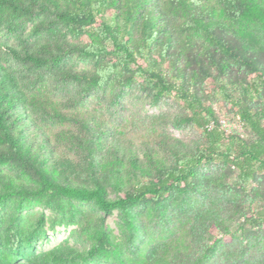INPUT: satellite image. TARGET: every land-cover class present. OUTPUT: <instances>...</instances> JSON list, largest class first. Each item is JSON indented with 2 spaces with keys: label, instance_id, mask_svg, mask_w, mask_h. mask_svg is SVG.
<instances>
[{
  "label": "trees",
  "instance_id": "1",
  "mask_svg": "<svg viewBox=\"0 0 264 264\" xmlns=\"http://www.w3.org/2000/svg\"><path fill=\"white\" fill-rule=\"evenodd\" d=\"M25 23L38 39L32 47L21 35ZM55 31L86 40H49ZM0 32L18 42L0 41V207L10 201L16 212L37 205L60 211L90 203L104 214L117 211L132 236L141 228L136 207L159 206L175 193L201 194L211 184L222 196L239 197L238 209L198 214L187 234L264 226V105L256 102L258 95L264 99V0H0ZM73 54L94 65L62 70ZM5 57L31 72L58 70L59 83L73 85L72 107H63L40 76L32 74L26 87L16 69L2 63ZM208 79L242 132L225 131L203 104L211 98L202 88ZM132 87L156 105L167 97L180 102L185 113L175 122L196 126L201 142L189 149L156 135L161 150L145 143L138 158L131 141L84 107L108 88L106 109H120ZM211 165L225 172L210 182L199 175ZM105 183L115 198L107 197ZM66 218L74 222V211ZM85 234L83 253L55 246L34 254L19 230L4 229L0 264H62L68 257L125 264L102 224ZM181 238L131 264H205L208 253H188L191 243Z\"/></svg>",
  "mask_w": 264,
  "mask_h": 264
},
{
  "label": "rangeland",
  "instance_id": "2",
  "mask_svg": "<svg viewBox=\"0 0 264 264\" xmlns=\"http://www.w3.org/2000/svg\"><path fill=\"white\" fill-rule=\"evenodd\" d=\"M30 28L31 23H25L21 35L25 43L32 47L38 43V39L32 35ZM47 38L49 40L59 39L68 43H79L86 40L85 37L76 39L63 31H55L47 35ZM0 41L15 46L18 44L13 37L3 32H0ZM2 63L16 69L15 73L18 79L25 83L26 87L32 86V74L40 76L45 83L52 87L55 99L63 107L67 109L72 107L70 102L75 98L73 85L68 84L64 87L63 83H59L58 70L49 72L38 69L31 72L29 68L17 65L10 57H5ZM93 65L92 61L73 54L66 58L62 70H90ZM249 78L252 81L255 77L252 75ZM256 86L261 91L262 84ZM202 88L205 95L211 96L203 104L212 107L222 128L227 132L231 129L242 132L241 124L231 114L229 105H225L218 95L212 94L213 86L209 79L204 82ZM108 93V88L103 89L98 93V97L93 96L85 102L84 107L94 117L109 127H114L119 139L125 142L131 141L133 143L131 149L136 152L138 158L142 157L141 149L145 143L153 149H159L152 140L156 135L178 139L189 149L201 142L200 130L196 126H179L175 122V118L185 112H183L180 102L172 97H167L156 105L151 103L140 90L132 87L124 91L120 109L115 107L106 109ZM256 102L259 106L264 105V99L259 95ZM243 134L246 136L245 131ZM124 149H127V146ZM72 158L76 159L75 156ZM224 172L220 166H203L199 176L211 182L212 178L219 177ZM105 184L107 197L115 198L118 195L117 192L112 186ZM240 201L239 197L222 196L211 184L204 186L201 194L175 193L159 206L147 203L142 207H136L134 213L141 228L132 233V236L123 227L117 211L104 214L90 203L72 202L65 204L64 209L60 211L49 210L37 205L16 212L13 204L9 201L0 207V216L3 220L0 233H3L4 229L19 230L30 242V247H27L26 251L34 254L55 246L73 248L83 253L89 244L85 234L86 230H92L102 224L103 228L111 235L113 244L125 264H131L144 254L153 255L156 250H160L164 246L170 248L172 244L180 241L181 237L185 243H191L187 249L188 253L200 251L208 253L209 258L205 264H264V226L252 228L246 233H240L234 228H229L230 232L228 233L211 229L210 232H200L197 235H189L187 231H184L185 228H191L198 214H206L208 218L215 217L220 212L223 214L228 210L238 209ZM69 210H73L75 213L72 223H68L66 218ZM235 222L237 223V219ZM86 261L87 259L68 257L62 264H83ZM87 264L116 263L110 259L108 262Z\"/></svg>",
  "mask_w": 264,
  "mask_h": 264
}]
</instances>
